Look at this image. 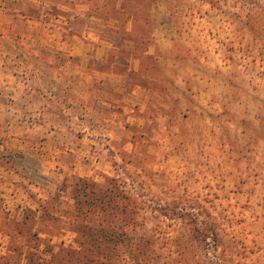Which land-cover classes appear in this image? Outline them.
Returning a JSON list of instances; mask_svg holds the SVG:
<instances>
[{
    "label": "rangeland",
    "instance_id": "1",
    "mask_svg": "<svg viewBox=\"0 0 264 264\" xmlns=\"http://www.w3.org/2000/svg\"><path fill=\"white\" fill-rule=\"evenodd\" d=\"M0 2L29 23L2 38L31 32L6 59L27 93L86 97L92 68L122 76L111 103L140 91L114 127L49 117L88 128L59 174L38 150L0 151L33 188L0 207V264H264V0Z\"/></svg>",
    "mask_w": 264,
    "mask_h": 264
},
{
    "label": "crops",
    "instance_id": "2",
    "mask_svg": "<svg viewBox=\"0 0 264 264\" xmlns=\"http://www.w3.org/2000/svg\"><path fill=\"white\" fill-rule=\"evenodd\" d=\"M3 20L6 22L5 25L2 23ZM17 22L25 24L28 29L27 19H19L5 13L0 4V151L3 148L22 152L25 149L38 150L39 154L43 156L42 161L47 172L51 168V173L59 174L58 167L62 166L68 169L66 167L67 163L64 164L59 159L65 156L72 157L73 154L78 152L81 148L80 142L86 137L85 133L88 132V128L50 127L49 117L51 115L60 117L68 113L76 118L78 114L81 115L84 111V113L96 117V127H114L117 124L120 125L116 116L128 115L129 110H126L127 106H124V100L135 101L138 99L137 94L140 91L134 89L127 95L121 93L120 99L114 98L116 103H111L109 101L112 99V95L104 88H109L113 84L120 92L122 89V81H120L122 76L114 74L111 77V71L92 68L95 75L94 82L99 87L94 89L90 86L86 97L82 95L78 88H75L72 94H68V99L67 94L54 95L47 93V91H45L46 95L44 96L43 94H39V97L32 96L31 93H27L29 88L26 84L30 85L34 80H30L28 75H20L18 76L19 79H15L17 75L10 74L9 66L11 64L6 61V59L11 58V55L7 54L9 51L16 50L20 52L27 51L30 48L32 44L31 32L27 30L25 34H21L19 39L16 38V33H13V42L10 46L2 42L3 35L12 33V26ZM11 60L10 62H12ZM74 85L78 86L76 83ZM3 88H5V92H3ZM8 90L17 94H10ZM33 91L34 89L31 90V92ZM86 98H89V103H87L88 99ZM24 113L32 117L42 116V118H39L31 127L28 126L30 122L23 121L22 115ZM26 115L25 117H27ZM5 116L11 118V120L5 121ZM79 129H81L80 135L76 131ZM89 134L92 136L90 132ZM2 165L0 155V207L9 212L15 209L18 211V209L25 207V204L30 200L33 188H29L32 184L25 178V170L8 168ZM22 184L26 186L24 187ZM34 190L38 192L37 195L39 196L43 194L42 191L40 194V190L37 188Z\"/></svg>",
    "mask_w": 264,
    "mask_h": 264
}]
</instances>
